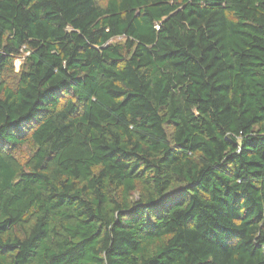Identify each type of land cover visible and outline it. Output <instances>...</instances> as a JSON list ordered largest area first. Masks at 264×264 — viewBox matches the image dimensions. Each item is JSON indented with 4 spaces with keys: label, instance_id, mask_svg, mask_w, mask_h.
I'll return each instance as SVG.
<instances>
[{
    "label": "trees",
    "instance_id": "obj_1",
    "mask_svg": "<svg viewBox=\"0 0 264 264\" xmlns=\"http://www.w3.org/2000/svg\"><path fill=\"white\" fill-rule=\"evenodd\" d=\"M0 264H264V0H0Z\"/></svg>",
    "mask_w": 264,
    "mask_h": 264
},
{
    "label": "rangeland",
    "instance_id": "obj_2",
    "mask_svg": "<svg viewBox=\"0 0 264 264\" xmlns=\"http://www.w3.org/2000/svg\"><path fill=\"white\" fill-rule=\"evenodd\" d=\"M98 3L100 5H104L106 3L107 0H97ZM23 58H17L14 62L15 64V70L18 71L21 64H22ZM28 156V151L22 149L19 153H18V157L22 160H24L26 157Z\"/></svg>",
    "mask_w": 264,
    "mask_h": 264
}]
</instances>
